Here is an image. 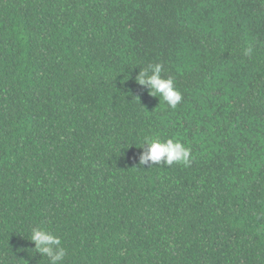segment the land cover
<instances>
[{"label": "trees", "instance_id": "trees-1", "mask_svg": "<svg viewBox=\"0 0 264 264\" xmlns=\"http://www.w3.org/2000/svg\"><path fill=\"white\" fill-rule=\"evenodd\" d=\"M34 227L62 264H264V0H0V264H49Z\"/></svg>", "mask_w": 264, "mask_h": 264}, {"label": "clouds", "instance_id": "clouds-1", "mask_svg": "<svg viewBox=\"0 0 264 264\" xmlns=\"http://www.w3.org/2000/svg\"><path fill=\"white\" fill-rule=\"evenodd\" d=\"M251 53V47L245 50V55H250ZM162 71L163 64H149L146 68L139 71L136 83L150 88V95L158 96L166 105L174 109L181 102L182 94L176 89L172 77L163 78L161 76ZM144 145H147L148 151L140 155V165L148 162L153 165H161L162 161L163 166H171L174 163L189 166L191 163V149L179 140L167 139L166 141H161L159 137L146 136ZM29 241L35 245L36 252L48 258L49 264H62L66 250L63 248L62 241L58 236L45 228L34 227L31 230Z\"/></svg>", "mask_w": 264, "mask_h": 264}]
</instances>
